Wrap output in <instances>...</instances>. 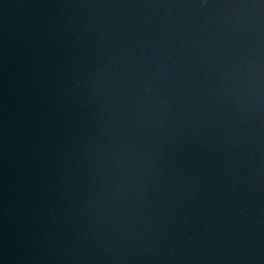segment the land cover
<instances>
[{"label":"water","instance_id":"obj_1","mask_svg":"<svg viewBox=\"0 0 264 264\" xmlns=\"http://www.w3.org/2000/svg\"><path fill=\"white\" fill-rule=\"evenodd\" d=\"M0 264H264V0H0Z\"/></svg>","mask_w":264,"mask_h":264}]
</instances>
